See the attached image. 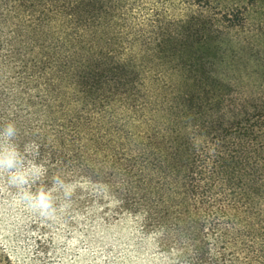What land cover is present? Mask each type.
Wrapping results in <instances>:
<instances>
[{
    "label": "trees",
    "instance_id": "1",
    "mask_svg": "<svg viewBox=\"0 0 264 264\" xmlns=\"http://www.w3.org/2000/svg\"><path fill=\"white\" fill-rule=\"evenodd\" d=\"M9 111L104 264H264V0H0Z\"/></svg>",
    "mask_w": 264,
    "mask_h": 264
},
{
    "label": "rangeland",
    "instance_id": "2",
    "mask_svg": "<svg viewBox=\"0 0 264 264\" xmlns=\"http://www.w3.org/2000/svg\"><path fill=\"white\" fill-rule=\"evenodd\" d=\"M70 228L65 214L45 220L0 194V238L20 264H104L102 252L107 246H89L86 238L82 240L83 232Z\"/></svg>",
    "mask_w": 264,
    "mask_h": 264
},
{
    "label": "clouds",
    "instance_id": "3",
    "mask_svg": "<svg viewBox=\"0 0 264 264\" xmlns=\"http://www.w3.org/2000/svg\"><path fill=\"white\" fill-rule=\"evenodd\" d=\"M20 128L13 111L8 119L0 121V194L11 196V203L19 200L31 213L45 220H54L68 211L70 203L57 199L62 193L63 201L71 202L75 185L61 175L54 174L51 186L37 187L48 169L41 163L38 149L30 144L19 143ZM9 193H3V187Z\"/></svg>",
    "mask_w": 264,
    "mask_h": 264
}]
</instances>
